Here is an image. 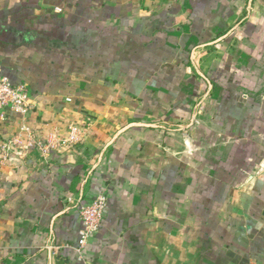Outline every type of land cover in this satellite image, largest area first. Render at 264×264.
I'll return each mask as SVG.
<instances>
[{"label":"crops","instance_id":"1","mask_svg":"<svg viewBox=\"0 0 264 264\" xmlns=\"http://www.w3.org/2000/svg\"><path fill=\"white\" fill-rule=\"evenodd\" d=\"M0 68V264H264V0H0Z\"/></svg>","mask_w":264,"mask_h":264},{"label":"built area","instance_id":"2","mask_svg":"<svg viewBox=\"0 0 264 264\" xmlns=\"http://www.w3.org/2000/svg\"><path fill=\"white\" fill-rule=\"evenodd\" d=\"M33 96L29 93L28 88L24 84H12L9 78L1 72L0 68V117L6 111H13L18 114V130L16 133L6 140L2 146V159L8 158L13 153L15 146H25L36 142L39 144L38 139L35 138L33 132L25 125V117L31 111L34 100ZM79 126L76 124H69L64 134V138L59 143L62 145L71 144L79 138ZM53 145L56 141H52ZM107 196L105 193L100 192L96 194L95 198L88 204L79 206L78 212L81 220V227L78 230V242L75 250L78 252L79 258L83 257V248L87 242L96 233L100 221L105 213ZM55 250L59 249L58 246L53 247Z\"/></svg>","mask_w":264,"mask_h":264},{"label":"rangeland","instance_id":"3","mask_svg":"<svg viewBox=\"0 0 264 264\" xmlns=\"http://www.w3.org/2000/svg\"><path fill=\"white\" fill-rule=\"evenodd\" d=\"M197 108H199V103L196 105V109ZM195 122H197V118H196V116L195 115H193L189 120H188V125H191V124H193V123H195ZM164 123V125H165V122H163ZM167 126V125H166ZM170 128V127H169ZM171 128H172V126H171ZM174 128H176V127H174Z\"/></svg>","mask_w":264,"mask_h":264}]
</instances>
